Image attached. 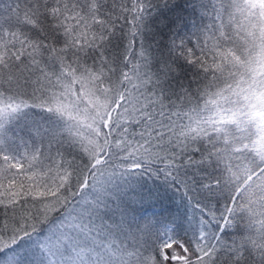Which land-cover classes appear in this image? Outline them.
Returning a JSON list of instances; mask_svg holds the SVG:
<instances>
[{
  "label": "snow or ice",
  "instance_id": "1",
  "mask_svg": "<svg viewBox=\"0 0 264 264\" xmlns=\"http://www.w3.org/2000/svg\"><path fill=\"white\" fill-rule=\"evenodd\" d=\"M0 264H264V0H0Z\"/></svg>",
  "mask_w": 264,
  "mask_h": 264
}]
</instances>
